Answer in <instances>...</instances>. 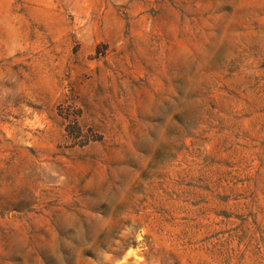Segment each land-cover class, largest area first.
<instances>
[{"label":"rangeland","instance_id":"1","mask_svg":"<svg viewBox=\"0 0 264 264\" xmlns=\"http://www.w3.org/2000/svg\"><path fill=\"white\" fill-rule=\"evenodd\" d=\"M0 264H264V0H0Z\"/></svg>","mask_w":264,"mask_h":264}]
</instances>
